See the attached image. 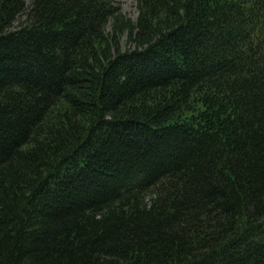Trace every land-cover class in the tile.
<instances>
[{
    "label": "trees",
    "instance_id": "trees-1",
    "mask_svg": "<svg viewBox=\"0 0 264 264\" xmlns=\"http://www.w3.org/2000/svg\"><path fill=\"white\" fill-rule=\"evenodd\" d=\"M135 2L0 0V264H264V0Z\"/></svg>",
    "mask_w": 264,
    "mask_h": 264
},
{
    "label": "rangeland",
    "instance_id": "rangeland-1",
    "mask_svg": "<svg viewBox=\"0 0 264 264\" xmlns=\"http://www.w3.org/2000/svg\"><path fill=\"white\" fill-rule=\"evenodd\" d=\"M120 7L121 17L123 21L129 20L134 23L138 17V11L135 0H115ZM106 32H111V25L109 24L106 28ZM119 45L121 49L133 48V45L129 44L126 36L123 35L119 39Z\"/></svg>",
    "mask_w": 264,
    "mask_h": 264
}]
</instances>
